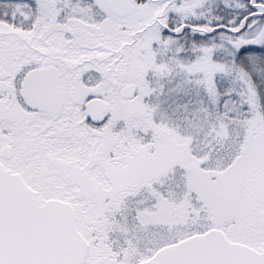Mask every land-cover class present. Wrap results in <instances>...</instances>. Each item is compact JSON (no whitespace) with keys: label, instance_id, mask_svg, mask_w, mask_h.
I'll list each match as a JSON object with an SVG mask.
<instances>
[{"label":"snow or ice","instance_id":"1","mask_svg":"<svg viewBox=\"0 0 264 264\" xmlns=\"http://www.w3.org/2000/svg\"><path fill=\"white\" fill-rule=\"evenodd\" d=\"M0 264H264V0H0Z\"/></svg>","mask_w":264,"mask_h":264}]
</instances>
